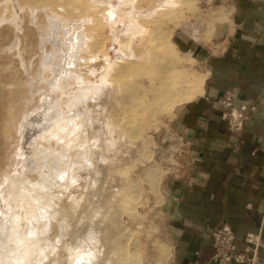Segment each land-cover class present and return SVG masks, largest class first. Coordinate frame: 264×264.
Wrapping results in <instances>:
<instances>
[{
  "label": "crops",
  "instance_id": "0c3cea01",
  "mask_svg": "<svg viewBox=\"0 0 264 264\" xmlns=\"http://www.w3.org/2000/svg\"><path fill=\"white\" fill-rule=\"evenodd\" d=\"M135 3L139 0H126V7ZM143 5L148 7L136 21L164 35L143 42L148 45L143 55L151 61L146 75L162 66V73L172 69L183 78L202 77L205 85L191 101L170 108L158 97L157 82L137 83L136 95L149 107L136 112L143 114L137 118L140 136L131 138L115 169V186L139 196L137 215L127 222L144 248L131 250L130 259L214 264L217 225L233 229L239 252L246 250L245 236L264 226V0H143ZM166 36L176 52L164 45ZM152 44L163 45L160 57ZM117 52L121 59L124 54ZM163 57L167 62L158 65ZM176 84L180 98L185 90L181 80ZM161 88L165 94L170 87ZM228 94L235 106L249 109L242 132H231L223 119L219 101ZM257 259L255 264H264V248Z\"/></svg>",
  "mask_w": 264,
  "mask_h": 264
},
{
  "label": "bare ground",
  "instance_id": "6f19581e",
  "mask_svg": "<svg viewBox=\"0 0 264 264\" xmlns=\"http://www.w3.org/2000/svg\"><path fill=\"white\" fill-rule=\"evenodd\" d=\"M9 1L13 3L15 0ZM120 2L126 5V0ZM132 2L133 0L129 1V3ZM111 3V0L106 1L105 8L101 9L105 11V22L113 24L117 17V10ZM79 5L83 6V4ZM58 10L63 11L60 7ZM82 14L89 15V11L85 10ZM16 18L15 25L20 36L19 41L22 42L23 47H26L29 42L27 40L30 39V29L35 25L25 23L19 12ZM49 23V33L42 32L38 28L37 33L32 37L39 60L37 72L40 68L43 71L41 78L38 75L40 87H36V94L33 95L38 97L41 103L40 109L25 113L16 126L18 139L15 161L13 162L10 157L9 160L5 159L0 150L1 169L8 168L9 171L8 174L3 172L0 177V264H87L89 262L94 253L83 246V235L87 234L96 222L98 208L111 204V200L106 199L104 205L99 206L102 190L101 185H97L96 178L102 175L94 174L87 181L88 186L96 188L94 191L65 185L69 187V191H72L71 194H67L68 206L73 205L74 208L68 212V217L74 221L76 227L74 248L71 249L70 244L61 242L62 235L57 236L58 231L55 227L57 213H52L54 206L56 210H61V207L54 202L61 199L63 194H51L47 185L58 171L79 172L82 170L80 165L85 164V168L94 165V160L98 161L97 158L101 154L111 153L116 143L114 134L121 127L136 126L137 119L133 116L134 111L137 109V111L145 112L149 107V103L143 101L139 95L134 93L131 96L125 95L123 112L118 111L114 116L113 107L110 104L111 102L118 104V101L116 98L110 99L111 93L108 92L107 96L105 92L110 89L111 81L117 77L118 70L120 71L125 65L129 54L108 62L104 76L98 81L93 78V76L96 77L95 64L99 61V55H108L110 53L108 42L114 41L111 36H106L105 42L98 43L95 36L87 31L96 24L92 16L75 19L72 22L50 18ZM4 26V21L0 20V32ZM146 33L153 38L164 36L156 27L150 28ZM127 35L128 38L132 37L131 33ZM142 35L145 33H138V36ZM121 40L118 39L115 43H120L119 49H125L126 46ZM152 45L156 51L163 46L162 44ZM164 45L176 52L168 36ZM19 47L16 45V49ZM89 50H93V54L87 55ZM4 52L5 49L0 50V53ZM41 54L44 59L40 65ZM146 57L148 56L140 54L135 60L129 61L136 65L145 64L151 68V63ZM158 57L160 56L157 55L156 58ZM162 62H167L166 57H163L158 65ZM162 68L161 66L152 70L149 75L136 73L135 81L148 78L158 83L159 90L169 85L167 93L162 94V90L157 91L158 97H165L164 102L168 107L173 108L183 101H191L203 92L205 82L202 77L183 78L172 69L162 73ZM177 80H181L180 86L185 90L184 96L180 98L173 90ZM34 83L35 81H32V90L35 88ZM102 95L107 98L103 99ZM82 102L87 104L80 110L76 105ZM92 115H99L98 117L102 119L98 130L93 128ZM141 115L143 114L139 116ZM99 133L102 134L103 141L100 146L96 138ZM111 162V160L109 163L104 162L107 169L103 178H107ZM7 182L13 185L11 193L4 188ZM152 183L156 186V179H153ZM108 194L110 196V193ZM135 203L136 198L125 203V210L134 209ZM86 219L88 222L85 224ZM117 223L122 225L120 220ZM50 227L55 228L56 233L51 240L45 236L48 235L46 231ZM124 231L126 232L127 228ZM39 244L44 246L37 248ZM119 247L124 252V261L129 263L131 252L127 250L125 242Z\"/></svg>",
  "mask_w": 264,
  "mask_h": 264
},
{
  "label": "rangeland",
  "instance_id": "374dc122",
  "mask_svg": "<svg viewBox=\"0 0 264 264\" xmlns=\"http://www.w3.org/2000/svg\"><path fill=\"white\" fill-rule=\"evenodd\" d=\"M106 1L108 0H15L13 3H10L9 0H0V20H3L5 23L3 30L0 32V50L2 51V49H5L4 53H0V150L5 159L9 160L10 157L13 162L16 159V144L18 139L16 126H18L20 119L25 113L40 109L41 103L38 97L33 95L36 94V87H40L38 75L41 78L43 71H41L40 68V71L37 72L39 60L37 49L36 47L34 48L35 41L34 39L32 40V37L37 33L38 28H40L42 32H50L48 30L50 18L62 22H72L75 19L80 20L90 15L94 18L96 24L87 31L95 36L98 43L105 42L106 36H112L111 39L114 42H108L110 53L108 55L100 54L99 61L95 64L96 77L93 76V78L96 81L104 76L105 67L108 62L120 59V54L117 52L118 48H120V43H118L119 45L117 44L118 46L115 48L116 40L127 38L128 33L133 35V38H128L125 41L121 40L126 46L125 49H119L122 54H127L128 52L129 55L132 53L140 55L143 54L148 47V45L143 42L145 41L147 43L148 38L151 37V35L146 33L149 24L136 21V19L141 20L143 7H146V9L148 7L147 5H143V0H139V3H135L132 7H126V5L120 2L121 0H111L116 3L114 7L117 10V18L113 24L105 22V11L101 9L105 8L104 4ZM79 4H83V6ZM59 7L63 9V11H59ZM85 10L89 11V15L82 14ZM18 12L25 23L35 25L34 28L30 29V39L27 40L29 42L26 44V47H23L22 42L19 41L20 36L16 30L15 23H17L16 15ZM133 18L135 19L132 20ZM117 23L118 26L116 25ZM139 32H144L145 35L138 36ZM16 45L20 46L19 49H16ZM92 51L93 50H89L86 54L91 55L93 54ZM156 52L160 55L159 50ZM40 56L41 65L44 56L43 54ZM129 60L131 59L126 60L122 69L120 71L118 70L117 77L111 81L112 85L110 89L105 92L107 96L108 92L111 93L110 99L116 98L118 101V104L113 102L110 104L113 107L114 116L118 111L122 113L125 108L123 97H125V95L131 96L133 93L137 94V83L143 81L147 82L148 80V78H146L142 79V81H135V73H144L146 71L145 74H147L148 68L145 64L136 65L132 64ZM141 76L145 78L144 75ZM32 81H35L34 90H32ZM176 85L175 83L173 88ZM102 97L103 99L107 98L103 95ZM86 104L87 102H82L76 106L81 110L82 106ZM136 112L137 109L133 114L135 119L139 117V115H136ZM98 116L99 115H92L94 120L93 128L96 130H98L102 124V119ZM139 132L141 133V130H139ZM139 132H137V125L121 127L120 130L114 134L116 143L111 153L101 154L99 158H97L98 161L94 160V165L86 168L85 164L80 165L82 170L79 172L66 171L63 173L58 171L47 185L51 194H63L61 199L54 202L55 205L61 207V210H56L54 206L52 207V213H57L55 225L58 231L57 236L59 237V235H62L61 242L70 244L71 249L74 248L73 240L76 227L74 221L72 219L70 220L68 217V212L74 208L73 205L68 206L69 197L67 194H71L72 191H69V187L65 185L70 187L78 186L83 189L86 188L87 191H94L96 188L94 189L92 186H88L87 181H89L94 174L99 176L102 175V177L96 178V183L97 185H101L102 190L101 203L99 206H103L106 199L107 201L111 200V204L103 208H98V218L96 222L91 227L90 231L83 235V246L94 253V256L87 264H143L135 259L133 263L130 259L129 263L124 261V252L120 250L119 247L120 244L125 242L128 251L135 250L141 252L140 249L144 248L141 242H138L128 230L131 223L127 222V217L137 215L136 205L134 209L125 210L124 207L125 203L134 198H139V196L135 191L129 194L124 188L121 189L115 186V169L122 163L124 156L127 154L129 145H131V138L139 137ZM96 138L98 145H102V134H97ZM146 159H148V157ZM110 160L112 161L110 171L107 178H103V174L107 169L104 162L109 163ZM3 170L4 167L1 169L0 166V177L3 172L9 173L8 168ZM4 188L8 193H11L13 185L7 182ZM108 193H110V196H108ZM71 199L70 197V200ZM118 220H120L122 225L117 223ZM87 222L88 220L86 219L85 224ZM125 228H127V231L123 232ZM46 232L48 235L45 236H47L49 240L53 239L56 235L55 228L52 227ZM137 237H142V235L138 233ZM40 246L44 245L39 244L37 248H40ZM37 252L38 249L36 250V253ZM51 262H53V260H51Z\"/></svg>",
  "mask_w": 264,
  "mask_h": 264
},
{
  "label": "built area",
  "instance_id": "2783aa9c",
  "mask_svg": "<svg viewBox=\"0 0 264 264\" xmlns=\"http://www.w3.org/2000/svg\"><path fill=\"white\" fill-rule=\"evenodd\" d=\"M219 104L224 110L223 119L227 121L230 131L233 133L242 132L249 121V109L245 106H235L233 94H228L219 101ZM263 229L264 226L258 233L247 234L244 239L246 250L239 252L235 245L237 237L233 229L226 223L217 225L212 234L213 263L255 264L258 260L259 250L264 248Z\"/></svg>",
  "mask_w": 264,
  "mask_h": 264
}]
</instances>
